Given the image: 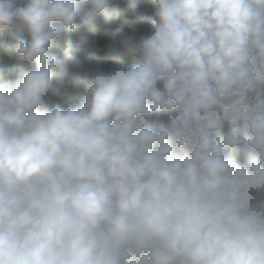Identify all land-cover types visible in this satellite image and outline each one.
Returning <instances> with one entry per match:
<instances>
[{"label":"clouds","instance_id":"clouds-1","mask_svg":"<svg viewBox=\"0 0 264 264\" xmlns=\"http://www.w3.org/2000/svg\"><path fill=\"white\" fill-rule=\"evenodd\" d=\"M111 3L0 0V264H264V0H131L141 59L81 72Z\"/></svg>","mask_w":264,"mask_h":264},{"label":"trees","instance_id":"trees-1","mask_svg":"<svg viewBox=\"0 0 264 264\" xmlns=\"http://www.w3.org/2000/svg\"><path fill=\"white\" fill-rule=\"evenodd\" d=\"M130 3L131 0H112L109 9L110 19L105 20L101 17L95 27H88L80 33L73 34L71 45L79 62V71L99 68L108 72L117 66L130 67L141 59L138 53H129L118 42L114 43L111 40L112 34L118 32L120 37L130 38L138 48L142 39L147 36L148 23L137 20L129 14ZM136 7L140 12L150 10L151 0H136ZM13 34L21 35L25 39L29 38L26 32L15 27L0 33V73L4 74L6 81H14L19 73L27 70L26 65L18 62L12 48ZM66 47L67 43L59 40L53 43L49 52L59 58ZM70 91V89L59 90L49 102L50 106L59 104L66 109L70 104L78 103L82 99L83 94L71 95Z\"/></svg>","mask_w":264,"mask_h":264},{"label":"rangeland","instance_id":"rangeland-1","mask_svg":"<svg viewBox=\"0 0 264 264\" xmlns=\"http://www.w3.org/2000/svg\"><path fill=\"white\" fill-rule=\"evenodd\" d=\"M70 94L72 95V94H75L72 90L70 91ZM71 97V96H70Z\"/></svg>","mask_w":264,"mask_h":264}]
</instances>
